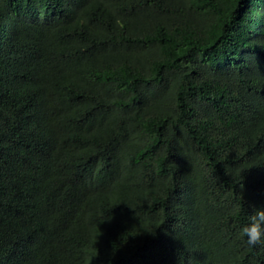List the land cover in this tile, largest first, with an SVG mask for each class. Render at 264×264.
Here are the masks:
<instances>
[{"label": "trees", "instance_id": "16d2710c", "mask_svg": "<svg viewBox=\"0 0 264 264\" xmlns=\"http://www.w3.org/2000/svg\"><path fill=\"white\" fill-rule=\"evenodd\" d=\"M264 0H0V264H264Z\"/></svg>", "mask_w": 264, "mask_h": 264}, {"label": "clouds", "instance_id": "9594fccd", "mask_svg": "<svg viewBox=\"0 0 264 264\" xmlns=\"http://www.w3.org/2000/svg\"><path fill=\"white\" fill-rule=\"evenodd\" d=\"M240 235L252 248L257 245L264 246V207L253 208L247 223L240 228Z\"/></svg>", "mask_w": 264, "mask_h": 264}]
</instances>
